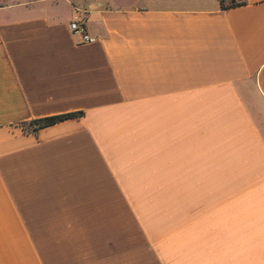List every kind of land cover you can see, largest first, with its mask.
I'll use <instances>...</instances> for the list:
<instances>
[{
	"label": "crops",
	"instance_id": "1",
	"mask_svg": "<svg viewBox=\"0 0 264 264\" xmlns=\"http://www.w3.org/2000/svg\"><path fill=\"white\" fill-rule=\"evenodd\" d=\"M243 1L0 0V264H264V0Z\"/></svg>",
	"mask_w": 264,
	"mask_h": 264
},
{
	"label": "trees",
	"instance_id": "2",
	"mask_svg": "<svg viewBox=\"0 0 264 264\" xmlns=\"http://www.w3.org/2000/svg\"><path fill=\"white\" fill-rule=\"evenodd\" d=\"M220 1V5L222 8H227V7H233V6H237L240 4H243V0L241 1H235V0H231L225 3L224 0H219ZM82 114L81 111H75V112H69V113H61V114H56V115H49V116H45V117H40V118H36V119H32L28 122L29 125V131H34L37 130L39 128L54 124L56 122L68 119V118H73V117H77L80 116Z\"/></svg>",
	"mask_w": 264,
	"mask_h": 264
},
{
	"label": "built area",
	"instance_id": "3",
	"mask_svg": "<svg viewBox=\"0 0 264 264\" xmlns=\"http://www.w3.org/2000/svg\"><path fill=\"white\" fill-rule=\"evenodd\" d=\"M231 1V0H228ZM235 1H241V0H235ZM69 28L71 31H73L76 34L80 35L82 42H92L95 40V38L86 31L84 20L80 18L79 16H75L70 22H69Z\"/></svg>",
	"mask_w": 264,
	"mask_h": 264
}]
</instances>
